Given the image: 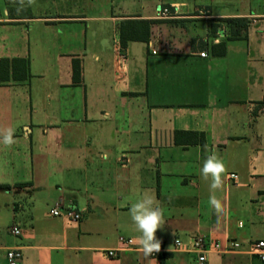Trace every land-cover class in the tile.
Segmentation results:
<instances>
[{"label": "crops", "instance_id": "obj_1", "mask_svg": "<svg viewBox=\"0 0 264 264\" xmlns=\"http://www.w3.org/2000/svg\"><path fill=\"white\" fill-rule=\"evenodd\" d=\"M44 1L0 11V60L11 62L0 132L15 141L0 143V264L10 248L17 264H199L173 251L191 236L221 247L204 264H264L248 252L264 240V0ZM161 7L178 18L159 20ZM230 18L248 22L238 37L221 22ZM135 20L154 22L148 40L122 49L119 25ZM213 153L226 166L215 192L200 173ZM146 191L164 214L158 260L139 250L128 214ZM55 206L81 219L49 217ZM119 238L134 244L108 257Z\"/></svg>", "mask_w": 264, "mask_h": 264}, {"label": "clouds", "instance_id": "obj_2", "mask_svg": "<svg viewBox=\"0 0 264 264\" xmlns=\"http://www.w3.org/2000/svg\"><path fill=\"white\" fill-rule=\"evenodd\" d=\"M11 2L17 5V12L36 4V0H11ZM13 136L14 130L10 128L0 132V143L5 147H11L15 143ZM101 158L106 160L108 153L104 152ZM200 173L203 180L210 181V189L215 192L222 187V178L226 173V166L213 153L204 160ZM209 204L214 209L215 214L220 215L223 213L221 201L215 195L210 196ZM128 214L139 233L135 237L139 250L145 257H151L154 253H158L161 250V242L157 239L156 233L164 226L165 222L163 209L160 207L155 195L146 191L131 205Z\"/></svg>", "mask_w": 264, "mask_h": 264}, {"label": "built area", "instance_id": "obj_3", "mask_svg": "<svg viewBox=\"0 0 264 264\" xmlns=\"http://www.w3.org/2000/svg\"><path fill=\"white\" fill-rule=\"evenodd\" d=\"M157 18L159 20H171L178 17L176 9L174 7H161L157 11ZM199 56L205 57V53L202 52L199 54ZM120 58L121 61L124 60L123 55H120ZM119 67L122 68L121 65H119ZM229 178L236 180L237 176L234 174H230ZM47 215L49 217H62L70 222H78L81 219V213L75 211L72 208H62L59 206H55L49 209ZM8 231L14 236L21 235V230L17 227H9ZM118 243L120 244V247L118 249H110L106 251L105 254L108 257H113L117 251L129 248L134 244V240L129 238H119ZM230 247L233 249H237L239 248V244L236 242H232L230 244ZM173 251L195 255L199 264H204L206 262L207 255L210 253L220 252L221 247L219 243L213 239L205 238L202 236H191L186 240L175 239L173 242ZM160 252L161 251H159L158 253H154L151 257L158 260ZM248 252L252 256L258 258L261 262H264V240H257L252 242L249 245ZM6 258L9 264H17L22 258L21 250L19 248L7 249Z\"/></svg>", "mask_w": 264, "mask_h": 264}, {"label": "trees", "instance_id": "obj_4", "mask_svg": "<svg viewBox=\"0 0 264 264\" xmlns=\"http://www.w3.org/2000/svg\"><path fill=\"white\" fill-rule=\"evenodd\" d=\"M221 22L224 23L226 28L228 29L230 35L232 37H238L240 35V30L245 29L247 27L248 22L244 19H236V18H230V19H224ZM154 23L153 21H122L119 25L118 31H119V39H120V45L121 48L124 49L127 42L129 41H142L146 42L149 37V30L150 25ZM11 62H9L7 59H1L0 60V72L2 69L9 66ZM20 63L22 65V69L25 72L26 68V61L24 59H16L12 60V64ZM5 69V70H6ZM25 77V73L23 74V78ZM73 77L74 80L78 78V68L75 66L73 68ZM1 80V76H0ZM180 134L187 135L190 140H187V142H203V136L198 135L196 133H185V132H175V141L178 142L177 136ZM0 189H9L6 185H0Z\"/></svg>", "mask_w": 264, "mask_h": 264}, {"label": "rangeland", "instance_id": "obj_5", "mask_svg": "<svg viewBox=\"0 0 264 264\" xmlns=\"http://www.w3.org/2000/svg\"><path fill=\"white\" fill-rule=\"evenodd\" d=\"M198 0H196L197 2ZM209 1V0H208ZM218 3H219V6H224V7H235L236 6V2L240 1V0H217ZM228 2L229 5H226V3ZM40 3H42V5H45L46 4V1L44 0H40ZM231 3V4H230ZM5 8L6 10H9V9H16L17 8V5L13 4L11 2V0H0V11L2 10V8ZM35 8V7H33ZM40 11V10H39Z\"/></svg>", "mask_w": 264, "mask_h": 264}]
</instances>
